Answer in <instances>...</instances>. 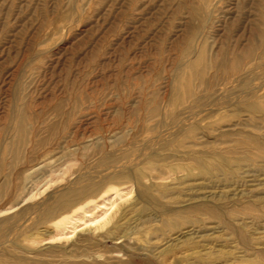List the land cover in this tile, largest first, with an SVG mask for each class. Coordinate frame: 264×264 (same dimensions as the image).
<instances>
[{
    "label": "rangeland",
    "instance_id": "1",
    "mask_svg": "<svg viewBox=\"0 0 264 264\" xmlns=\"http://www.w3.org/2000/svg\"><path fill=\"white\" fill-rule=\"evenodd\" d=\"M0 264H264V0H0Z\"/></svg>",
    "mask_w": 264,
    "mask_h": 264
}]
</instances>
